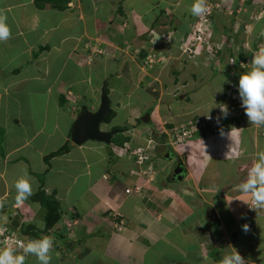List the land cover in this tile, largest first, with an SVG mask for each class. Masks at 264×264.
Returning <instances> with one entry per match:
<instances>
[{
	"label": "crops",
	"instance_id": "crops-1",
	"mask_svg": "<svg viewBox=\"0 0 264 264\" xmlns=\"http://www.w3.org/2000/svg\"><path fill=\"white\" fill-rule=\"evenodd\" d=\"M142 1L69 0L63 10H58L50 4L38 8L35 0H0V13L7 16L11 31L6 43L9 49L12 47L14 50L9 55H4V52L0 55V72H6L4 77L12 72L18 76L20 86L24 87L21 92L26 91L25 87L30 83L44 85L43 96L40 95L39 98L45 105L51 102V97L46 93H50L56 86L73 87L76 90H70V93L78 97L82 96L78 94L79 87L83 88L89 81L99 90L106 83L105 72L108 67L104 57L96 56L100 54L97 49L114 50L115 54L111 56L115 57L119 47H123L121 42L128 37L125 35L126 31L130 33L131 45L139 47L137 45L142 43L146 33L144 23L147 18V10L143 11L142 5L138 7ZM146 1L144 0V7L150 8L153 13L155 3L152 0L146 4ZM253 2L259 3L256 9L261 11L254 12L250 17L249 14L244 16L246 25L252 26L249 28L259 24L250 23L251 17H264V0ZM234 6L237 7V4ZM158 18L151 14L147 21L149 28H152ZM162 19L165 22V18ZM168 25L169 30H177L172 23ZM263 27L256 29L258 33H263L261 40L264 39ZM250 33L251 30L246 32L248 41L255 37V34ZM258 33L257 38L260 35ZM24 50L29 52V58L25 61L21 54ZM251 52L245 51L244 56L250 59L254 54ZM19 55H22V63L18 66ZM2 56L4 59H1ZM118 63L120 64L118 58L109 62L110 68L114 71ZM55 66L59 68L54 76L51 68ZM65 71L75 74L64 75ZM91 72L96 76L90 75ZM51 75L53 81L45 83V79ZM4 84L3 87L9 86V83ZM81 94L85 92L81 90ZM26 95L17 97L16 102L21 106L23 103L33 106L35 100L31 93ZM51 103L52 110L55 111L53 116L49 118L45 112L48 108L45 106L42 123H39L32 134L28 133L23 122L22 130L14 137H8V132L3 129L0 147V228H7L21 239H38L57 234L52 252L55 264H219L222 257L232 251V246L249 262H257L259 256L264 258V224L261 228L259 226L260 219L264 221V207H251V198L238 191V185L246 179L247 174L245 178L242 176L236 183H231L235 180L233 175L237 173L235 167L239 161H242L239 166L249 170L255 161L256 151L264 150V127H258L263 129L261 133L250 131L251 123H247L243 130L237 127L228 130L225 126L229 123L225 124L224 119L221 122L219 118L218 125L222 129L219 127L215 136L210 137V140L200 138L197 142L191 141L195 145L194 148L191 147L193 151H200L202 156V160L195 158L192 159L195 162H191V173L196 178L193 187L199 194L212 188L216 189V193L209 198L201 196L203 201H199L198 206L200 219L186 218L177 209L174 211L172 207L165 208V202L151 207L152 203L143 199L145 194L142 199H136L132 192L139 194V191L133 187L134 184L131 189L125 187L123 196L115 195L106 184V179L112 176L109 171H105L110 165L108 154L106 159L105 156L100 157L97 155L100 147L91 145L84 155L82 150L86 142L79 146L64 145L68 139V125L73 127L75 120H71L58 104L55 105L53 101ZM30 115L27 118L33 120V115ZM22 117L21 113V119ZM203 134L200 131L199 136L202 137ZM65 146L68 151L54 156L46 163L48 155ZM238 151L242 153L236 160ZM126 170L130 171L131 167L122 169L120 174L124 176ZM24 173L31 177L33 195L24 204L17 206L12 185ZM132 173L130 171L129 175ZM218 175L224 176L222 183H225L220 192L225 198L221 200L217 198ZM35 176H41V179ZM203 180H207L206 183ZM182 182L184 180L180 181ZM104 188L108 192L102 193ZM126 189L130 192L126 193ZM38 190L42 195L37 194ZM172 195L177 205L179 196ZM222 200H226L227 205ZM215 201L223 207L225 217L229 216L226 221L220 216L214 205ZM206 205H210L215 211V221L220 219L218 226L214 225L215 221L206 222L207 224L204 222ZM71 215L74 226L68 235L71 243L67 241L65 244H58L56 241L60 231L64 229L65 219ZM54 216L58 217L57 221L47 227L46 222ZM244 225L248 226L247 232L244 231ZM229 232L233 236L239 235V242L235 245L229 240ZM98 234L102 236L99 237ZM93 239L96 240L95 243L91 241ZM63 247L65 249L59 251Z\"/></svg>",
	"mask_w": 264,
	"mask_h": 264
},
{
	"label": "rangeland",
	"instance_id": "rangeland-1",
	"mask_svg": "<svg viewBox=\"0 0 264 264\" xmlns=\"http://www.w3.org/2000/svg\"><path fill=\"white\" fill-rule=\"evenodd\" d=\"M147 1L146 4H149L152 0ZM153 2L155 3L153 13L149 10L150 8L144 7V0L138 5V7L143 6H141L143 11L147 10V13L149 11L160 18L152 25V28H149L147 21L151 14L146 13L147 18H144L146 33L142 38V43L137 45L141 48L131 45L130 33L126 31L125 35L128 37L121 42L123 47H119L115 57L111 56L115 54L114 50L97 49L100 54L96 56L104 57L108 67L105 72L107 80L101 89L98 90L94 83L89 81L83 88L79 87L78 94L82 95L81 97L70 93V90L72 92L75 88L65 85L56 86L46 95H49L51 102L53 101L55 105L58 104L59 108L71 120L76 121L85 110L90 113L98 111L101 98L105 94L110 110L103 123L99 125V130L111 134V138L107 142L88 140L82 151L85 155L89 151L88 146L94 145L100 147V151L98 150L100 153L96 151L100 157L105 156L106 159V154H108L110 165L105 171H109L112 176L110 179H106V184L115 195L122 196L125 187L131 189L134 184V188H140L139 194L132 192L134 197L142 199L145 194L143 199L152 203L151 207H157L158 203L165 202L163 203L165 208L172 207L174 211L177 209L178 213H183L186 218L200 219L198 206L203 201L201 196L209 198L216 193V189L212 188V190L204 192L205 194H199L200 192L194 189L193 181L196 178L195 174L191 173L193 168L191 162H195L192 160L195 158L202 160V156L200 151H193L192 148L195 145L191 141L195 142L200 138L210 140V137L219 132L221 125H218V119L222 117L221 104L227 105L230 113L223 120V123H229L225 126L226 129L232 130L237 127L243 130L249 123L240 106L234 85L238 84L242 72L251 67L250 62L253 55L248 59L244 56V52L250 50L255 53L263 46L264 39L261 40L263 33H258L256 29H261L264 26V17L249 19L250 23H259L258 26L255 24L253 28H249L252 26L246 25L247 21L243 19L245 15L249 14L250 17L255 14L254 12L261 11V9H256V5L259 3L254 4L253 0H207L208 12L202 17H194L189 11L194 0H153ZM235 3L237 7L234 6ZM141 9L138 8V10ZM162 17L165 18V22ZM168 23L175 25L177 30H169ZM135 27L137 29V25ZM249 30H251L250 35L255 34V37L250 41L246 39V32ZM257 33L260 34L259 38L256 37ZM6 42L8 40L0 41V55L2 52L4 55H9L14 51L12 47L8 48ZM116 46L118 47V45ZM21 54L24 61L29 58L28 50H24ZM22 55H19L18 66L22 63ZM117 58L120 64L118 63L119 66L117 64L113 71L109 62H113ZM1 59H4V56ZM233 60L236 63L232 65ZM100 66L102 67L103 64L101 63ZM58 68V66L51 68L52 75H56ZM4 74L6 72H0V147L3 129L8 132V137H14L19 130H22L21 122H23L28 133L32 134L31 132L39 127V123H42L45 106L48 108L45 112L48 113L49 118L55 112L52 110L51 102L45 105L39 98L43 93L44 85L30 83L26 85V91L21 92L24 87L20 86L18 76H15L13 72L5 77ZM74 74L71 71L64 72V75L74 76ZM52 75L45 79V83L50 84L53 81ZM80 75L81 73L78 76ZM90 75L96 76L94 72H91ZM2 77L4 79H1ZM4 81L9 83L8 87L2 86ZM221 84L223 91L220 88ZM81 90L85 94H81ZM28 92L35 100L33 106L30 107L26 103L21 106L16 102V99L27 96ZM61 96L64 98L62 103ZM21 113L23 114L22 119ZM147 113H149V121L140 123L138 120ZM30 114L33 115V120L27 118V115ZM207 115H210L212 119H208ZM228 118L230 119L228 120ZM68 129V139L64 145L72 144L71 124L68 125ZM257 129L258 126L251 124L250 131L254 130L255 133L263 131L262 128ZM200 131L204 133L202 137L199 136ZM122 141H124V145H120ZM241 151L237 152L236 160L241 157ZM166 152L172 154L171 159H166L163 156ZM243 158L244 156L241 159ZM177 159L178 161L180 159V163L182 162L187 169L182 183L179 180H170L169 177V169L175 165ZM239 162L238 164L242 163V161ZM238 164L235 167L237 173L233 175L235 180H232L231 183H236L237 179L242 176L245 178L247 174V167H241ZM128 167H131L130 171L133 173L129 175L130 171L126 170V174L121 175L122 169ZM210 169L211 167L208 171ZM35 177L41 179V176ZM219 178L217 182L219 184H216V187L217 198L221 200L225 198L220 193L223 191L221 189L225 187V183H222L223 175H220ZM203 181L206 183L207 180ZM107 190L104 188L102 193L108 192ZM172 193L176 197L179 196L180 200L176 202L177 205ZM196 198L198 201L195 200ZM222 201L227 205L226 200ZM214 205L217 206L220 216L226 221L229 216L225 217L223 207L218 201H215ZM227 214L229 215V212ZM72 217L73 215L65 219L64 229L60 231L56 241L58 244H65L67 241L71 243L68 235L74 227ZM204 222L206 223L207 220L205 219ZM218 223L220 224V219L215 221L214 225L218 226ZM263 224L264 221L260 219V228ZM77 233L79 234V232ZM98 236L102 235L98 234ZM52 237H57V234ZM239 239V235L233 236L229 232L231 244L235 245ZM91 241L96 242L95 239ZM64 249L63 247L59 251ZM245 260L247 264H264V258L260 256L255 263L252 260L249 262V259ZM51 263H56L55 256H52ZM25 264H38V262L35 257L28 256Z\"/></svg>",
	"mask_w": 264,
	"mask_h": 264
},
{
	"label": "clouds",
	"instance_id": "clouds-1",
	"mask_svg": "<svg viewBox=\"0 0 264 264\" xmlns=\"http://www.w3.org/2000/svg\"><path fill=\"white\" fill-rule=\"evenodd\" d=\"M189 11L194 17L204 16L208 12L207 0H194ZM10 35L7 16L0 13V41L8 40ZM235 63L236 61L233 60L231 64ZM250 65L251 67L239 76L238 84L234 87L248 122L264 127V48L253 54ZM221 105V118L226 119L230 114L228 106ZM207 118L212 119L210 115H207ZM12 186L15 190L14 199L17 206L24 204L33 195L32 180L27 173L15 179ZM137 189L140 191L139 188ZM238 191L242 195L249 196L250 203L256 208L264 207V150L256 153L255 161L249 168L246 179L238 185ZM36 208H39L38 204ZM243 228L245 232L248 231L247 225ZM54 239L52 236L21 239L7 228H0V264H25L28 256L35 257L38 264H51ZM219 264H247V262L232 248L230 253L222 257Z\"/></svg>",
	"mask_w": 264,
	"mask_h": 264
},
{
	"label": "water",
	"instance_id": "water-1",
	"mask_svg": "<svg viewBox=\"0 0 264 264\" xmlns=\"http://www.w3.org/2000/svg\"><path fill=\"white\" fill-rule=\"evenodd\" d=\"M109 110V101L107 99V96L104 94V96L101 98L100 108L98 111H96L95 113H90L86 110L83 111L84 113L82 112V114L77 118V120L73 124L71 131L72 144L79 146L84 144L88 140L107 142L111 138V134L101 132L99 130V125L103 123L105 117L109 113ZM148 119V114H146L141 118V122L147 123ZM181 171L176 170L174 175L176 177L179 176ZM181 176L182 174L177 177V180H180ZM205 216L207 222L209 223L214 222L217 218L216 213L212 208L206 211Z\"/></svg>",
	"mask_w": 264,
	"mask_h": 264
},
{
	"label": "trees",
	"instance_id": "trees-1",
	"mask_svg": "<svg viewBox=\"0 0 264 264\" xmlns=\"http://www.w3.org/2000/svg\"><path fill=\"white\" fill-rule=\"evenodd\" d=\"M69 3V0H35V4L38 8H42L45 4H50L52 8H56L58 10H63L67 4ZM61 103L64 101V98L61 97L60 99ZM60 103V104H61ZM141 123V120H138ZM121 143V144H120ZM120 145H124V141L120 142ZM68 151V147L65 146L64 148H61L60 150L48 155L45 158L46 163H48V161L53 158L54 156H59L61 155L63 152ZM39 193V191L37 192V194ZM42 195V193H39ZM58 217L54 216L52 217L51 220H49L48 222H46V226L47 227H51L56 221H57Z\"/></svg>",
	"mask_w": 264,
	"mask_h": 264
},
{
	"label": "flooded vegetation",
	"instance_id": "flooded-vegetation-1",
	"mask_svg": "<svg viewBox=\"0 0 264 264\" xmlns=\"http://www.w3.org/2000/svg\"><path fill=\"white\" fill-rule=\"evenodd\" d=\"M147 114H148V118H149V113H147ZM145 115H146V114H145ZM143 116H144V115H143ZM141 118H142V117H141ZM141 118H140V119H141ZM148 121H149V119H148ZM163 156H164L166 159H171V158H172V154H171V153H167V152H166V154L163 155ZM178 168H179V169H178ZM168 169H169V168H168ZM176 170H180V171L182 170L181 173H180V175L182 174V176H181V179H180L179 181L184 180V178H185L184 175H185L187 172H186V168H185L184 164H183L182 162L180 163V159H179V161H178V159H177L175 165H174V166L172 165V167L169 169V174H170L169 177H170V180H173V181L175 180V181H176V180H177V177L180 176V175H179V176L176 177V176L174 175V173L176 172ZM168 181H169V180H168ZM205 207H206V208H205V212L208 211L210 208H212L210 205H206ZM208 208H209V209H208ZM205 215H206V213H205Z\"/></svg>",
	"mask_w": 264,
	"mask_h": 264
},
{
	"label": "built area",
	"instance_id": "built-area-1",
	"mask_svg": "<svg viewBox=\"0 0 264 264\" xmlns=\"http://www.w3.org/2000/svg\"><path fill=\"white\" fill-rule=\"evenodd\" d=\"M233 65V64H232ZM126 193H129V190H126ZM250 206L251 207H255V206H253L251 203H250Z\"/></svg>",
	"mask_w": 264,
	"mask_h": 264
},
{
	"label": "bare ground",
	"instance_id": "bare-ground-1",
	"mask_svg": "<svg viewBox=\"0 0 264 264\" xmlns=\"http://www.w3.org/2000/svg\"><path fill=\"white\" fill-rule=\"evenodd\" d=\"M76 146V145H75Z\"/></svg>",
	"mask_w": 264,
	"mask_h": 264
}]
</instances>
